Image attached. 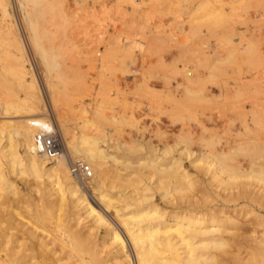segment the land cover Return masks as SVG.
<instances>
[{"label": "rangeland", "instance_id": "374dc122", "mask_svg": "<svg viewBox=\"0 0 264 264\" xmlns=\"http://www.w3.org/2000/svg\"><path fill=\"white\" fill-rule=\"evenodd\" d=\"M65 3V12L57 10L44 16L52 23L54 41L37 39L46 53L52 49L59 53L56 68L49 57L43 62L40 45L29 38L27 16L19 15L14 5L25 55L32 61L46 115L59 124V113L76 139H81V134L97 138L109 154L133 160L126 167L130 180L124 183L131 191L122 188L127 194H134V186L145 187L147 193H141L151 194L160 202L164 190L156 189L152 169L150 173L149 167H141L138 158L167 152L181 156L195 176L185 201L191 196L187 202L217 205L230 201L233 195L243 209L234 215L247 225L258 220V212L250 210L249 196L254 190L264 191V154H254L256 164L244 177L225 182L212 177L222 180L220 183L211 180L210 174L217 150L233 152L232 163L235 159L246 164L235 148L252 141L264 145V0ZM11 63L10 46L1 37L0 100L7 93L18 92ZM46 79L55 82L56 92L47 88ZM1 107L0 121L9 119L3 117ZM123 143L131 147L127 149ZM2 160L7 167L6 159ZM112 161L108 158L107 165L113 166ZM207 165L213 167L210 173ZM20 168L10 174L16 193L0 188V203L5 205L0 208V233L10 229L11 245L17 241L31 243L47 232L55 234L59 229L51 228L62 225L63 214L70 208L68 201L48 196L43 184L35 185L26 168L18 173ZM92 174L84 180L76 176L88 196L85 186L95 174L93 169ZM117 189L108 191L115 194ZM184 200L177 202L186 204ZM246 209L250 213L245 216ZM254 230L261 234L262 226L255 224ZM254 230L247 226L239 231L250 236Z\"/></svg>", "mask_w": 264, "mask_h": 264}, {"label": "bare ground", "instance_id": "6f19581e", "mask_svg": "<svg viewBox=\"0 0 264 264\" xmlns=\"http://www.w3.org/2000/svg\"><path fill=\"white\" fill-rule=\"evenodd\" d=\"M14 5L19 15L27 16L29 38L37 46L40 45L38 37L48 43L55 39L52 23L45 19V14L57 10L65 12L67 7L65 0H0V36L10 46L11 71L18 87V92L7 93L0 100L5 111L3 117L9 118L0 121V188L16 193L17 187L10 174L14 175L17 167H25L33 176L35 185L43 184L48 196L68 201L70 208L63 214L65 221L62 225L51 228L59 231L55 234L47 232L43 237L38 235L31 243L17 241L11 245L10 229L3 230L0 233V264H264V214L261 213L264 211V191L254 190L249 196L252 201L250 210L259 215L255 214L258 220L248 225L234 215L243 209L238 207L233 195H230L232 204L227 200L217 205L187 202L191 196L186 201L183 198L193 188L195 176L185 167L181 156H169L166 152L162 156L153 154L138 158L139 165L149 167L148 171L152 169L153 173L149 172L156 176L155 186L159 188H155L164 190L159 192L160 202L151 194L141 193L145 192V187L134 186L139 193L133 190L134 194H127L131 189L128 191L124 184L130 180L126 167L133 160L109 154L99 145L97 138L81 134V139H76L75 134L68 130L67 120L59 113V124L54 125L63 145L62 151L53 160H47L37 152L34 135L39 130L50 129L51 124L44 111L32 61L25 55V41L17 27ZM39 47L36 49L40 51L43 62L49 57V63L56 68L59 53L54 49L46 53L41 45ZM45 81L50 90L57 86H53L55 82H50V79ZM50 96L53 105L57 106L55 97ZM246 143L244 145L247 146L237 145L235 148L240 150L246 164L235 159V162H230L233 161V152L217 150L214 153L211 180L216 177L225 182L249 174L256 164L254 154H264V145L253 141ZM128 146L124 144V147ZM76 157L91 165L90 169L92 167L95 173L85 186L90 196L78 184V178L84 180L89 177L82 173L78 177L71 169ZM2 158L6 159L7 167ZM108 158L113 160V166L107 165ZM211 167L208 166L207 173ZM23 170L18 173L22 174ZM114 188L117 193H109L108 190ZM178 196L182 199L177 200ZM182 200L186 204L177 202ZM0 204L3 210L5 205ZM250 210H244V215H248ZM83 220L86 221L82 224ZM255 224L262 226L261 234L254 230ZM247 226L254 230L253 235L239 231Z\"/></svg>", "mask_w": 264, "mask_h": 264}, {"label": "built area", "instance_id": "2783aa9c", "mask_svg": "<svg viewBox=\"0 0 264 264\" xmlns=\"http://www.w3.org/2000/svg\"><path fill=\"white\" fill-rule=\"evenodd\" d=\"M48 121L51 124L50 129L36 132L34 135V144L39 154L43 155L47 160H53L62 151L63 145L55 130V122L49 116ZM32 125L37 126L36 123H32ZM71 169L78 177H81L80 173H82L84 177L91 176L90 166L81 159L73 161L71 163Z\"/></svg>", "mask_w": 264, "mask_h": 264}]
</instances>
